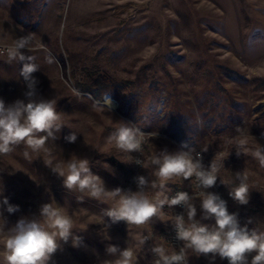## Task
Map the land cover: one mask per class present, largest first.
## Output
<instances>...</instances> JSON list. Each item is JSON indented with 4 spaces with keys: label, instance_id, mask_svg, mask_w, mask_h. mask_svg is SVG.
I'll return each mask as SVG.
<instances>
[{
    "label": "rangeland",
    "instance_id": "374dc122",
    "mask_svg": "<svg viewBox=\"0 0 264 264\" xmlns=\"http://www.w3.org/2000/svg\"><path fill=\"white\" fill-rule=\"evenodd\" d=\"M28 34L33 50L22 51L40 65L33 73L37 98L56 101L64 126L47 142L48 153L28 150L25 158L21 144L0 155V201L6 197L20 209L0 210L8 227L22 216L38 218L46 203L55 202L73 216V234L83 243L78 248L71 240L63 244L49 264H102L114 258L106 251L109 245L124 249L129 244L139 264H154V241L173 249L163 234L172 226L175 206L162 209L167 222L112 223L103 216L111 201L66 189L63 178L45 164L73 155L87 159L108 190L125 191L138 152L130 154V162L129 154L108 142L122 122L155 134L143 146L142 160L154 151L181 150L184 143L203 153L206 167L225 157L213 188L228 199L239 221L264 231V168L251 155L237 156L229 143L241 127L254 138L250 147L264 145V0H0V46ZM41 45L54 57L52 64L45 62ZM21 68L22 63L0 56V99L6 105L25 99ZM73 131L77 140L69 143L65 137ZM136 171V177L155 179L151 168ZM236 172L248 175L246 205L229 195L238 183ZM167 187L168 195L193 189L191 179ZM129 191H138L136 181ZM149 232L153 240L140 246ZM195 257L206 264L204 255Z\"/></svg>",
    "mask_w": 264,
    "mask_h": 264
},
{
    "label": "clouds",
    "instance_id": "9594fccd",
    "mask_svg": "<svg viewBox=\"0 0 264 264\" xmlns=\"http://www.w3.org/2000/svg\"><path fill=\"white\" fill-rule=\"evenodd\" d=\"M39 47L45 52V62L52 64L54 57L49 50L42 45ZM22 50L29 53L33 50L32 34L17 38L10 46L0 47V56L6 55L9 62L22 63L19 76L27 87L24 100L17 99L6 105L0 99V155H9L23 144L26 148L24 156L30 158L28 150L32 153H48L47 142L57 138L55 133L60 131L64 123L61 113L57 111L56 101L37 98L39 81L33 73L40 70V65L36 63V56L26 55ZM74 94L79 95L78 92ZM105 103L110 109V99L107 98ZM235 131L236 135L229 143L235 146L237 156L251 155L264 168V145L257 143L250 147L254 139L251 134L241 127ZM154 135L145 134L135 125L122 122L110 134L108 142L118 151L129 154L131 162L133 158L130 154H143V146ZM65 140L75 143L77 133L73 131ZM224 159L215 158L210 166L205 167L201 154L187 143L182 144L181 150L171 153L167 150L154 151L146 160L134 161L146 169L151 168V175L155 177L152 180L145 176L136 177V192H125L119 187L108 190L103 180L90 171L87 159L73 155L71 159L54 166L51 159L45 164L63 178L66 189L86 194L103 203L111 201L103 216L110 218L112 223L124 221L128 226H141L153 219L167 222L162 218V209L166 205L169 208H183L182 213L171 218L175 237L183 242V246L179 250H169L154 241L150 249L155 257L154 264H188L190 253L207 256L210 264H214L217 257L227 259L228 264H264V231L241 226L238 215L228 211L226 201L208 191L216 185L219 172L224 168ZM189 179L194 190L192 195L183 191L171 197L167 194L171 191L167 187L169 183ZM235 181L238 183L232 187L229 195L240 205H246L250 189L247 173L236 172ZM197 200L202 211L201 220H212L213 224L201 223L196 218ZM0 209L9 214L20 210L18 205L10 204L6 197L0 201ZM3 210H0V258L4 264H49L63 244L71 240L72 247L78 248L83 243L79 236L73 234V216L55 202L43 204L38 218L22 216L11 227L7 226ZM103 216L99 223H103ZM150 239L153 240L151 232L142 236L138 244L143 246ZM106 251L114 258L103 260L102 264H139L134 247L130 244L124 249L109 245Z\"/></svg>",
    "mask_w": 264,
    "mask_h": 264
},
{
    "label": "built area",
    "instance_id": "2783aa9c",
    "mask_svg": "<svg viewBox=\"0 0 264 264\" xmlns=\"http://www.w3.org/2000/svg\"><path fill=\"white\" fill-rule=\"evenodd\" d=\"M0 47H1V46H0ZM197 152H199V153L201 154V156H202V162H203V153H202L201 151H198V150H197ZM137 159L142 160V154H141V153H138V154L135 155V157H134V161L137 160ZM140 166H141V165H138V164L135 163V170H134V172H133L131 175H129V177L127 178V181H126V185H125V191H126V192L129 191V190H131V189L134 187V184H135V178H136V173H137L136 169H137L138 167H140ZM205 167H206V166H205ZM181 191H183V192H187L189 195H192L194 190H193V189H192V190H183V189H179V188H178V189H174V190L169 194V196H170V197H171V196H174L177 192H181ZM212 192L218 194L223 200L226 201L228 211H229L230 213H232V212H231V209H230V206H229V201H228V199H227L223 194H221L216 188H213V189H212ZM183 211H184L183 208H181L180 206H175L173 216H174V215H177V214H180V213H182ZM239 222H240L241 226H245L241 221H239ZM249 230H250V229H249ZM163 238L166 240V242H167L172 248H174V249H176V250H179V249L183 246V242H181V241H179V240L176 239V237H175V231H174V229H173V226H171V228L169 229V231H167L166 233L163 234ZM148 241H152V240L150 239V240H148ZM205 262H206V264H210L209 258H208L207 256H205Z\"/></svg>",
    "mask_w": 264,
    "mask_h": 264
},
{
    "label": "crops",
    "instance_id": "0c3cea01",
    "mask_svg": "<svg viewBox=\"0 0 264 264\" xmlns=\"http://www.w3.org/2000/svg\"><path fill=\"white\" fill-rule=\"evenodd\" d=\"M199 203H200L199 200H197L196 201V206H197V217L196 218L198 220H201L202 211L199 207ZM201 223L210 225V224H213L214 221H212V220H201ZM188 260H189L190 264H199L198 259H196V257H195V254L190 253ZM214 264H227V262H226V260L220 259L219 257H217L216 260L214 261Z\"/></svg>",
    "mask_w": 264,
    "mask_h": 264
},
{
    "label": "trees",
    "instance_id": "16d2710c",
    "mask_svg": "<svg viewBox=\"0 0 264 264\" xmlns=\"http://www.w3.org/2000/svg\"><path fill=\"white\" fill-rule=\"evenodd\" d=\"M80 88V90H83V91H90L88 88H84V87H79Z\"/></svg>",
    "mask_w": 264,
    "mask_h": 264
}]
</instances>
